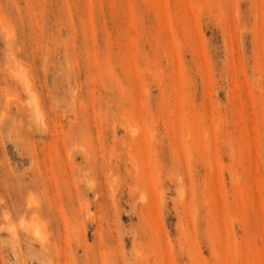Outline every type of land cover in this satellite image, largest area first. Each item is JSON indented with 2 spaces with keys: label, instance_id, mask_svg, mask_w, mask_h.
Segmentation results:
<instances>
[{
  "label": "rangeland",
  "instance_id": "obj_1",
  "mask_svg": "<svg viewBox=\"0 0 264 264\" xmlns=\"http://www.w3.org/2000/svg\"><path fill=\"white\" fill-rule=\"evenodd\" d=\"M0 264H264V0H0Z\"/></svg>",
  "mask_w": 264,
  "mask_h": 264
},
{
  "label": "bare ground",
  "instance_id": "obj_2",
  "mask_svg": "<svg viewBox=\"0 0 264 264\" xmlns=\"http://www.w3.org/2000/svg\"><path fill=\"white\" fill-rule=\"evenodd\" d=\"M13 234H15V233H13Z\"/></svg>",
  "mask_w": 264,
  "mask_h": 264
}]
</instances>
